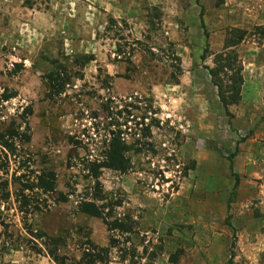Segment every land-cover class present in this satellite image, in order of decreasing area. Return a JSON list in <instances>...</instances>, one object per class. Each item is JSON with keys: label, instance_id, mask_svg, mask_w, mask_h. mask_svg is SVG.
<instances>
[{"label": "rangeland", "instance_id": "1", "mask_svg": "<svg viewBox=\"0 0 264 264\" xmlns=\"http://www.w3.org/2000/svg\"><path fill=\"white\" fill-rule=\"evenodd\" d=\"M24 1L0 0V264H58L52 237L63 264H264V0Z\"/></svg>", "mask_w": 264, "mask_h": 264}, {"label": "trees", "instance_id": "2", "mask_svg": "<svg viewBox=\"0 0 264 264\" xmlns=\"http://www.w3.org/2000/svg\"><path fill=\"white\" fill-rule=\"evenodd\" d=\"M24 4L28 6L29 8H31L32 6L29 0H25ZM157 12H158V15H160L159 11ZM231 48H232V45L230 44V41H229L223 47L222 52L214 56L215 65L212 69H209V74L211 77H213L214 84L218 91L219 99L222 102L223 106H227L228 101H229V104H236L238 102L239 92H240L239 88L243 83L242 77L240 75L241 73L240 67H237L234 73H232L233 72L232 69L231 70L228 69L230 68L229 66H231V63L226 58L228 57V54H230ZM207 49L208 47L205 48V52H204L205 54L208 51ZM222 60H223V63H218V61H222ZM226 69H228L230 72V73L228 72L230 75L228 77L229 85H225V83L223 85L222 82H216V78L219 77L220 73H222ZM7 98L8 97L4 96V99H7ZM2 142L6 146L5 141H2ZM121 143L122 141H120L118 133L115 136L113 135V138L110 140L107 146V150H105L102 160L99 162L94 161V163H91L89 165L90 176L94 180H96V183H95L96 193L92 195L91 197L92 200L81 201L80 207H79L81 213L87 216H90V217H94V218H100L102 216L101 212L104 209V207H100L96 205V202L98 200H102L101 192H99L100 187H99V184L97 183V180H98L101 169L111 170L115 172L125 171L127 161L124 156V152H126L128 148L122 145ZM46 176H47V182L44 181L43 179L41 180V185L39 184V186L44 191L52 192L54 190L53 189L54 188V176L48 175V174ZM43 237L45 238V236ZM39 238H42V237H39ZM111 243H113V241H111ZM63 244H64V241L60 237L48 238L47 243L45 244V248L47 249L48 256L52 258L53 261H55L58 264H63V258L57 255L56 249L58 248L59 245H63ZM102 251L104 250L101 249L99 252H96L93 249L87 250L86 252L83 253L84 259L81 258L80 259L81 262L79 261V262H76L75 264H82V260H85L86 264H97V263L103 264L105 261H104L103 253H101Z\"/></svg>", "mask_w": 264, "mask_h": 264}]
</instances>
